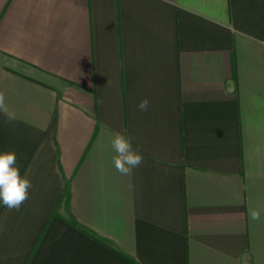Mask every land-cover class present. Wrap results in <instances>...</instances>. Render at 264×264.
Instances as JSON below:
<instances>
[{
    "label": "crops",
    "instance_id": "obj_1",
    "mask_svg": "<svg viewBox=\"0 0 264 264\" xmlns=\"http://www.w3.org/2000/svg\"><path fill=\"white\" fill-rule=\"evenodd\" d=\"M0 91V264H264V0H0Z\"/></svg>",
    "mask_w": 264,
    "mask_h": 264
},
{
    "label": "clouds",
    "instance_id": "obj_2",
    "mask_svg": "<svg viewBox=\"0 0 264 264\" xmlns=\"http://www.w3.org/2000/svg\"><path fill=\"white\" fill-rule=\"evenodd\" d=\"M164 2L170 3L171 0H164ZM149 104V100L144 98L138 103L137 108L142 112L147 111ZM0 114L8 124L17 119L15 111L11 110L6 102L4 91H0ZM111 145L116 153L112 157L116 171L123 176H130L133 169L139 167L143 162L142 153L138 148L133 147L130 138L119 132L113 137ZM32 187L30 179L26 175H21L16 152L12 150L0 151V204L9 211H19L29 198V190ZM248 216L251 221H259L261 212L258 209H249Z\"/></svg>",
    "mask_w": 264,
    "mask_h": 264
}]
</instances>
